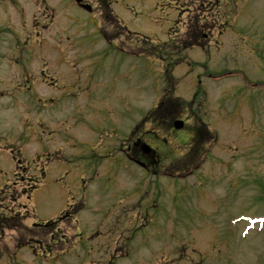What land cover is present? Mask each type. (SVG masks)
Wrapping results in <instances>:
<instances>
[{
    "label": "rangeland",
    "instance_id": "rangeland-1",
    "mask_svg": "<svg viewBox=\"0 0 264 264\" xmlns=\"http://www.w3.org/2000/svg\"><path fill=\"white\" fill-rule=\"evenodd\" d=\"M23 1L26 3V0H0V18L4 20L1 33L5 39L1 40L0 49L10 50L16 42L14 49L0 54L3 65L0 74V188L8 183L15 170L10 148L23 151L20 155H24L23 164L29 165V174L34 176L39 175L40 169L36 167L43 166L48 153L52 160L45 182L36 191V218L55 217L62 201L66 202V196L69 205L87 196L89 208L79 214L83 233L74 236L75 245L60 260H22L20 253L10 247L15 243L13 233L0 231V245L8 248V262L3 261L0 254V264H105L112 251L115 257L125 247L128 255L114 258L116 264H196L195 261L202 262V258L203 264H264V220L251 224L253 229L243 235L241 231L247 222H234L233 217L248 213L264 219V196L259 195L264 194V0H113L115 13L130 31L139 33L116 28L118 35L122 33L116 43L129 50L147 43L153 53L148 52L146 56L126 54L115 42L107 43L99 28V13H89L73 0H47L55 9L54 22L41 34H34L31 31L34 26L36 32L43 27L37 19L32 20L34 5ZM91 1L99 3L101 0ZM215 16L217 20L213 24L210 19ZM39 21L48 20L43 17ZM161 21L164 23L160 31ZM192 22H209L207 33L211 34L213 28L214 36L210 40L209 36L201 39L199 30L190 26ZM194 30L197 36L191 43L200 41L203 48H215V44L222 41L223 48L210 49L207 53V49L194 46L185 50L183 57L180 36ZM111 31L112 28L106 31L109 38ZM147 33H152L149 40L145 39ZM32 39L38 40L33 54ZM78 48L82 53L76 54L82 71L81 83L68 85L66 76L73 70L69 58ZM186 59L195 64L189 65ZM44 60L58 75L55 86L27 81L28 76L36 80ZM166 65H169L168 70ZM163 71L171 83H176L175 94L182 97L181 104L189 103L196 90L201 93L196 103L204 102L200 107L194 105L200 117L189 119L190 109L181 115L189 125L182 140L189 139L190 125L197 118L207 123L210 120L220 131L218 143L207 144L200 150V157L205 156L198 168L202 182L197 175L173 177L189 174L188 158L182 159L188 146L182 140L180 144L174 143L177 132L171 131L167 123H162L160 129L145 117L163 93ZM209 71L214 76L222 72L228 74L211 80L206 77ZM199 73L203 79L198 89ZM87 75L91 83H85ZM144 117L147 121L140 130L148 140L149 129L154 126L162 136L158 140L161 160L158 176L142 171L131 162L130 165L123 162L129 160L118 148L131 133L133 123ZM174 149L179 152V159L170 158ZM37 152L43 153L36 156L37 160H44L33 167L35 165L26 157L31 158ZM97 165L102 172L107 169L109 175L114 176L111 190L122 178L130 179L134 186L135 181H141L150 190H156L154 202L158 208L152 207L150 214L157 218L151 221L144 216V210H139L141 216L120 218L119 226L114 217H99L100 212L93 210L92 193L103 189L104 184L90 179L93 174L90 168ZM84 179L87 182L84 183ZM85 184H89L86 192L82 188ZM20 187L15 184L0 189V213L15 216L19 210L22 225L16 235L18 242L24 244L33 234L32 223L40 220L31 217L34 208L27 196L18 199L21 205L16 206V210L6 212V206L12 208L11 200L15 199L10 195L18 194ZM138 190L132 187L129 194L134 196ZM226 191L228 194L224 196ZM116 198L113 196L110 201ZM2 205L5 206L2 208ZM96 209L104 213L99 202ZM229 217L234 218L232 229ZM71 221L69 218L61 224L63 229L57 238L74 234L70 224L72 228L75 224ZM116 225L117 228L111 227ZM96 228L99 234H95ZM114 231L117 232L112 233ZM48 234L46 231L45 237ZM72 239L73 236L70 241ZM107 243L113 247L110 253ZM106 255L107 259L100 258Z\"/></svg>",
    "mask_w": 264,
    "mask_h": 264
},
{
    "label": "flooded vegetation",
    "instance_id": "flooded-vegetation-1",
    "mask_svg": "<svg viewBox=\"0 0 264 264\" xmlns=\"http://www.w3.org/2000/svg\"><path fill=\"white\" fill-rule=\"evenodd\" d=\"M132 149V147H129V150H131ZM137 150V148H135V151ZM134 154L135 155H137V157L139 156L138 154H140L139 152H138V154H136L135 152H134ZM139 157H141L142 158V161H143V163L146 165L147 163H148V160L147 159H145V157H142V156H139Z\"/></svg>",
    "mask_w": 264,
    "mask_h": 264
}]
</instances>
